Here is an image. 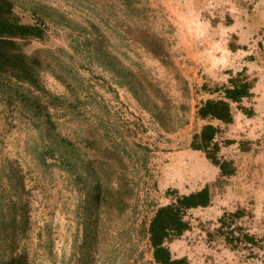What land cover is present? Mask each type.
<instances>
[{
	"label": "rangeland",
	"instance_id": "obj_1",
	"mask_svg": "<svg viewBox=\"0 0 264 264\" xmlns=\"http://www.w3.org/2000/svg\"><path fill=\"white\" fill-rule=\"evenodd\" d=\"M15 1L24 22L45 20L48 28L46 41H33L29 48L30 52L40 50L52 63L43 80L63 100L53 110V135L48 139L60 135L76 145L79 153L73 157L80 155L83 160L94 158L92 152L100 158L99 151L89 145L95 139L122 152L127 162V168L118 170L127 174L136 194L130 209L104 227L96 264H157L147 235L156 210L171 203L170 191L189 194L213 184L220 175L203 152L191 147L193 136L207 123L197 116L205 77L226 82V71L238 72L247 63L248 73L257 82L256 97L245 105L254 108L255 115L248 117L239 111L235 124L223 125L219 138L221 155L236 161L238 174L225 188L214 191L210 207L188 213L192 228L169 246L176 257H188L189 264H264V66L255 59L246 58L245 62V56L258 52L259 57L264 55V0H138L143 10L133 15L126 6L130 0ZM164 2L174 3L168 6ZM210 19L220 20L217 27ZM144 22L172 45L177 64L191 86V110L182 113V125L175 133L163 131L152 114L120 84V78L112 72L113 65L102 60L101 39L106 51L135 69L151 70L180 98L166 69L126 33L128 25ZM214 28L224 35L237 32L239 43L247 49L236 55L221 49L214 52L218 64L211 70L213 57L207 54L215 48L203 43ZM186 45L203 51L201 65L189 63ZM10 103L0 95V210H8L18 199V194L7 187L5 176L6 167L14 162L26 175L23 197L29 203L31 222L22 242L32 246L36 264H76L75 255L83 241L79 185L53 160L45 165L39 162L40 134L46 135L47 128L36 132L38 123L32 114L20 104ZM227 140L236 143L228 145ZM239 209L246 215L229 220L230 226L237 228V236L245 231L261 239L259 245L233 248L219 232L221 217ZM4 226L0 213V230ZM48 235L54 241V258L42 247ZM4 242L0 231V259Z\"/></svg>",
	"mask_w": 264,
	"mask_h": 264
},
{
	"label": "trees",
	"instance_id": "obj_2",
	"mask_svg": "<svg viewBox=\"0 0 264 264\" xmlns=\"http://www.w3.org/2000/svg\"><path fill=\"white\" fill-rule=\"evenodd\" d=\"M130 1L132 2H127L126 5L128 12L131 15L141 13L143 8L138 4V0ZM210 21L214 27L220 22L217 19ZM229 23H233V20ZM47 29L45 20L36 23L24 22L17 11L15 0H0V95L2 99L10 101V104H20L32 114L38 123L36 132L40 131L41 127L47 128L46 135L40 134L41 147L37 149L36 158L42 165L48 160H53L77 181L84 214L83 241L79 253L75 255L76 264H96L104 227L130 209L136 194L135 188L127 174L118 170L127 168V162L122 152L117 149L101 145L93 139L94 142L89 145L99 151L100 158L92 152L94 158L83 160L80 155V158L73 157L78 155L79 151L70 141L58 134L54 135L52 141L48 139L53 135V110L59 108L63 100L52 93L43 80V73L52 69V63L40 50L29 51L33 41H46ZM126 30L133 43L166 69L182 98L177 97L169 86L157 80L151 70L145 67L135 69L126 65L118 55L106 51L107 45L101 39L100 51L104 57L102 60L113 65L112 72L118 75L120 84L127 87L139 104L152 114L161 129L167 133H175L182 125V113L186 114L191 110V86L177 64L172 45L146 22L143 25L130 24ZM238 39L234 34L230 41V49L234 52L247 49L237 43ZM105 52H109L110 57ZM258 55L259 52L257 55L247 56V60H258L260 66H264V55L262 58ZM248 72L247 67L238 72L228 70L226 74L229 77L226 82L208 75L205 77L201 87L203 99L197 116L207 123L193 136L191 147L203 152L210 163L219 169L220 175L213 184L189 194H180L177 190L170 191L171 203L156 210L147 228V235L157 264H189L188 257H176L173 254L169 243L182 237L192 228L187 220L188 213L210 207L214 191L217 188H225L229 180L238 174L236 161L221 155L222 144L219 138L223 133V125L235 124L239 111L248 117L255 115V109L245 105L246 101L256 97L257 80ZM225 143L231 145L236 143V140H227ZM241 148L245 149L243 142ZM82 165L85 166L83 169ZM5 176L7 187L18 194V199L13 200L8 210H0L5 225L0 230L5 241L0 264H36L32 246L22 242L31 225L27 210L29 203L23 197L27 190L26 175L20 165L11 162L6 167ZM245 215V210L239 209L225 213L220 219L219 232L233 248H239L241 244L262 243L261 239L242 230V234L237 236V228L232 229L230 226L229 220L235 221ZM42 247L50 258L56 256L51 235L47 236Z\"/></svg>",
	"mask_w": 264,
	"mask_h": 264
},
{
	"label": "crops",
	"instance_id": "obj_3",
	"mask_svg": "<svg viewBox=\"0 0 264 264\" xmlns=\"http://www.w3.org/2000/svg\"><path fill=\"white\" fill-rule=\"evenodd\" d=\"M166 5L168 6H171L173 5L174 2H164ZM176 9V8H174ZM178 10V9H176ZM173 11V10H172ZM237 35L239 38H240V35L237 33V32H232L231 34H226L224 35L222 31H219V30H212L209 32V34L207 36H205V40H204V45L206 44L207 46H209L208 48H215V51H213V49H211L207 55L208 56H212V60L210 61L211 62V70H213L215 66V64L217 63V61H215L216 58H218V55L216 56H213V53L215 52H218V50H223L227 53H230V54H233V55H236L237 53L241 52V51H245L244 49H240L236 52L232 51L230 49V41L232 40V36L233 35ZM238 44L240 45H244V44H241L239 43V41L237 42ZM202 44V43H200ZM225 44V46L223 45ZM222 46V47H220ZM184 49V48H182ZM201 49V48H200ZM217 49V50H216ZM186 52V57L189 61V63L193 66H199L201 65V59L203 57V51L202 50H195V48L191 45H186V49L184 50ZM247 56H245V62H247L246 60ZM224 60L223 58L220 59V61ZM223 62V61H222ZM218 64V63H217ZM247 63L244 64L243 68L245 67H248ZM243 68H241L240 70H243ZM239 70V71H240Z\"/></svg>",
	"mask_w": 264,
	"mask_h": 264
}]
</instances>
